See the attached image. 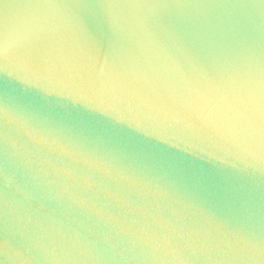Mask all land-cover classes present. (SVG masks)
<instances>
[{"label": "water", "instance_id": "1", "mask_svg": "<svg viewBox=\"0 0 264 264\" xmlns=\"http://www.w3.org/2000/svg\"><path fill=\"white\" fill-rule=\"evenodd\" d=\"M0 264H264V0H0Z\"/></svg>", "mask_w": 264, "mask_h": 264}]
</instances>
